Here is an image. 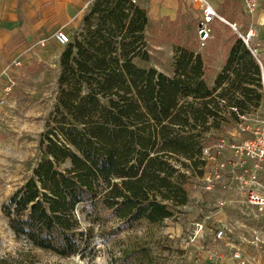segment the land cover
<instances>
[{"label": "trees", "instance_id": "1", "mask_svg": "<svg viewBox=\"0 0 264 264\" xmlns=\"http://www.w3.org/2000/svg\"><path fill=\"white\" fill-rule=\"evenodd\" d=\"M149 20L134 0H96L87 32L63 52L42 156L2 207L30 245L84 258L94 235L82 217L92 222L101 208L119 221L113 233L173 217L188 202L190 175L205 171L206 135L225 120L224 108L260 105L261 69L241 37L210 86L202 54L188 47L176 49L173 75L135 62L148 58ZM0 264L41 262L28 250L1 255Z\"/></svg>", "mask_w": 264, "mask_h": 264}, {"label": "rangeland", "instance_id": "2", "mask_svg": "<svg viewBox=\"0 0 264 264\" xmlns=\"http://www.w3.org/2000/svg\"><path fill=\"white\" fill-rule=\"evenodd\" d=\"M96 0H92L80 22L55 28L42 36L39 46L11 64V69L0 81V92L5 97L0 111V256L17 251L30 250L41 264H232L230 257L220 252L213 234L220 221H226L233 230L242 233L264 231V217L261 212L244 202H229L225 190L213 205L200 207L189 201L173 217L161 223L139 220L124 224L117 233L112 232L119 221L107 209L101 208L99 218L94 221L82 217L84 226H91L92 251L84 258L63 257L18 238L8 225L3 213V204L31 176L42 156L39 142L42 134L51 124L52 113L59 94V78L62 72L61 58L68 44H59L55 39L57 30H64L70 43L82 38L87 32L85 16L89 14ZM200 1L193 6L198 8ZM144 7V6H143ZM182 7V5H181ZM197 10V9H194ZM180 10L175 19L151 20L145 28L148 58L136 57L135 62L143 67H156L169 75L174 74L175 52L178 47L195 48L212 61L215 72L221 63V55L229 43L239 36L236 30L222 22L214 25V38L205 47L198 42L195 11ZM218 11L229 21L244 20L246 10L241 0L225 2ZM90 21L98 22V14ZM240 32V31H239ZM73 49V55H75ZM204 58V57H203ZM18 61V62H17ZM213 86L214 83L207 82ZM242 97L241 94L237 93ZM230 107L223 110L225 120L219 128H213L206 135L205 143L212 144L222 137H240L242 131L239 118L231 116ZM250 124H261L264 119V96L258 107L244 112ZM199 176V175H198ZM187 183H202L197 175H190ZM185 185L187 192L191 185ZM221 200L228 201L222 205ZM199 224H204L200 228ZM199 230V233H198ZM90 251V250H89ZM133 251V252H131Z\"/></svg>", "mask_w": 264, "mask_h": 264}, {"label": "built area", "instance_id": "3", "mask_svg": "<svg viewBox=\"0 0 264 264\" xmlns=\"http://www.w3.org/2000/svg\"><path fill=\"white\" fill-rule=\"evenodd\" d=\"M136 1V0H134ZM200 1L198 8L194 4ZM250 14L259 6V0H241ZM185 8L195 11L196 32L199 45L203 48L214 38V25L218 21L227 22L208 0H186ZM237 29L236 23H231ZM256 30L249 26L239 37L250 49L261 69L260 92L264 96V44L254 43ZM60 44H68L70 37L59 29L55 33ZM18 62V61H17ZM4 71L0 75L6 76ZM8 87L3 92L8 91ZM0 92V111L4 107L5 97ZM231 109L238 114L239 126L244 136L222 137L213 146H205L203 155L211 163L206 164L202 182L205 191H212L221 186L229 196V202H244L258 209L264 217V119L261 124H250L246 114L240 113L237 107ZM221 200L222 205L226 202ZM213 234L214 242L220 252L226 251L232 264H264V231L242 233L233 230L226 221H220ZM203 228L204 224H199ZM199 233V230H198Z\"/></svg>", "mask_w": 264, "mask_h": 264}, {"label": "crops", "instance_id": "4", "mask_svg": "<svg viewBox=\"0 0 264 264\" xmlns=\"http://www.w3.org/2000/svg\"><path fill=\"white\" fill-rule=\"evenodd\" d=\"M91 1L92 0H0V75H3L4 71L11 69L12 62L25 57L27 54L31 53L33 49H36L41 39L44 38H42V36L52 32L55 28L62 27L69 23L80 22ZM185 1L186 0H136L139 5L144 6L148 10L150 17L149 21L165 17L170 19L177 18L180 10H187L184 6ZM208 1L218 10V7H222L225 2H230L231 0ZM222 16L227 21L224 23L230 26L231 23H236L237 29L235 30L238 34L239 31L244 32L249 26H254L256 30L255 37L253 38L254 43L264 44V0H259L258 8L254 10L252 14L246 11L244 20L233 22L229 21L224 15ZM217 24L219 23L217 22L216 25ZM231 47L232 42H230L229 46L223 51L221 63L217 66L218 69L213 72V74L208 76L205 75V80L207 82L214 83L217 74L221 71L227 60ZM192 49L198 52L195 48ZM203 57L205 59L204 55ZM211 66H214V63L205 60V71H212L213 69ZM214 144L215 143L207 144L206 146H213ZM208 163L210 164L211 161L208 160L207 164ZM202 177V175H197L200 181H202ZM187 184L191 185L190 190H188L189 201L196 202L200 207L204 205V203L206 207L213 205L216 198L221 195L223 190V188L218 185L212 191H205L203 182L200 183V185L193 183Z\"/></svg>", "mask_w": 264, "mask_h": 264}]
</instances>
